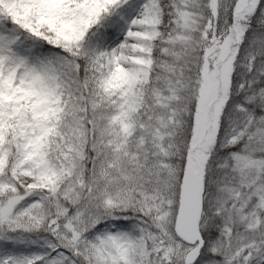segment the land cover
<instances>
[{
	"label": "snow or ice",
	"instance_id": "obj_1",
	"mask_svg": "<svg viewBox=\"0 0 264 264\" xmlns=\"http://www.w3.org/2000/svg\"><path fill=\"white\" fill-rule=\"evenodd\" d=\"M0 264H264V0H0Z\"/></svg>",
	"mask_w": 264,
	"mask_h": 264
}]
</instances>
